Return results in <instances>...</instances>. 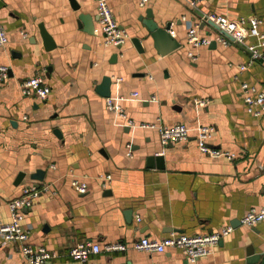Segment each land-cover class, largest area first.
<instances>
[{
  "label": "crops",
  "instance_id": "0c3cea01",
  "mask_svg": "<svg viewBox=\"0 0 264 264\" xmlns=\"http://www.w3.org/2000/svg\"><path fill=\"white\" fill-rule=\"evenodd\" d=\"M192 1L141 6L138 0H109L128 34L113 46L105 43L96 0H0V24L9 37L0 45V64L9 66V77L0 81V226L11 220L9 201L27 183L48 184L22 219L29 241L55 253L44 264H259L249 262L248 252L253 247L264 253V219L249 227L241 218L264 204V113H250L245 102L251 87L264 91V63L256 60L243 70L239 65L249 62L247 44L259 42L264 32V0ZM147 11L160 26L170 25L179 48L161 53L143 22ZM213 12L261 23L248 25L244 42L229 38L223 44L215 38L222 32L205 18ZM81 13L90 17L93 32L80 25ZM198 22L199 35L212 38L207 46L188 42L189 28ZM41 24L56 43L52 49L45 47ZM39 74L51 88L44 99L25 95L20 86ZM105 76L111 77L110 96L137 125L109 109V96L97 90ZM158 122L211 125L210 145L235 156L202 152L194 129L188 140L164 146L158 128L139 125ZM20 172L25 175L17 181ZM106 174L112 179L104 187ZM74 178L87 182L86 192L72 186ZM226 226H233L229 235L196 262L180 247L133 246L144 236L163 239L173 231ZM85 240L98 242L102 251L83 262L70 249ZM114 242L129 247L106 250ZM24 260L21 244L0 235V264Z\"/></svg>",
  "mask_w": 264,
  "mask_h": 264
},
{
  "label": "built area",
  "instance_id": "2783aa9c",
  "mask_svg": "<svg viewBox=\"0 0 264 264\" xmlns=\"http://www.w3.org/2000/svg\"><path fill=\"white\" fill-rule=\"evenodd\" d=\"M99 21L101 28L104 32L105 43L107 45L120 46L128 37L127 32L120 26L119 22L113 14L112 7L109 0H96ZM141 6H145L149 0H138ZM194 4L195 1L193 0ZM207 17L216 22L228 31L239 42H244L249 35V26L256 28L261 19L255 17L248 20L245 17H241L238 20H225L223 17L216 13H209ZM199 22L195 23L188 31V42L193 47H199L203 45H209L212 38L209 35L201 36L198 32ZM23 35L27 37V33L23 31ZM217 41L227 44L229 37L220 33L215 37ZM260 41L257 43H248L247 48L249 52V62L246 64H240L241 70L246 69L249 64L256 60H261L264 63V32L259 35ZM9 40L6 29L0 24V45L7 43ZM189 56L195 57L193 51H188ZM9 77V66L0 64V81H5ZM117 80H121V77ZM22 92L27 96H37L39 98H47L50 94L51 88L45 81V76L39 74L29 77L20 84ZM242 87L245 90H249L250 85L244 82ZM253 94H247L245 96V102L247 104V110L256 115L261 116L264 113V91H258L255 87L250 88ZM137 97L138 92L132 93ZM119 99V98H118ZM197 103L200 106L207 104L205 100H198ZM107 105L116 116L128 124L129 126L137 125V122L130 118L122 106V104L113 97H107ZM143 127H156L158 128L161 136V142L164 146H167L171 142L186 141L190 137L191 131L194 129L197 132L199 149L211 156H228L234 158L235 154L229 150L217 148L210 145L208 139L212 136L213 126L208 124H198L196 127L191 128L185 123L175 124L173 126L164 125L161 122L158 123H142L139 124ZM164 153V151L162 152ZM129 154H132L131 144L129 146ZM161 155V154H158ZM55 167V165H52ZM112 179L111 174H106L101 177V184L107 187L109 181ZM72 186L80 193L87 191L88 184L86 181L74 178L72 180ZM49 190L48 184L37 185L34 182L27 183L22 193L9 201V208L11 211V220L0 226V235L4 240L17 241L21 244V250L24 255V262L21 264H44L48 260L55 257V253L51 252L45 245H35L29 241V230L25 228L23 219L24 208L31 207L41 193ZM264 219V204L260 208H251L241 218V223L252 227L261 220ZM233 230V226H226L216 231L189 234L186 232L173 231L169 236L163 239H153L148 236H144L141 239L135 241L133 246L137 249H144L148 251H165L167 247H180L184 250L187 258L196 262L201 257L209 255L219 244V242L229 235ZM129 245L125 242H114L106 246V250H127ZM102 251V247L98 242L92 240H85L77 242L70 249V255L73 258L79 259L83 262L89 260L92 254H96Z\"/></svg>",
  "mask_w": 264,
  "mask_h": 264
},
{
  "label": "water",
  "instance_id": "95a60500",
  "mask_svg": "<svg viewBox=\"0 0 264 264\" xmlns=\"http://www.w3.org/2000/svg\"><path fill=\"white\" fill-rule=\"evenodd\" d=\"M73 6L75 8H79V5L76 4L73 1ZM207 20L210 21V23L215 26L217 29H219L223 34H225L227 37L234 39L233 36L216 22L210 20L207 16H205ZM88 20H90V17L87 16L85 13L79 14V23L82 25V23L86 26V30L89 32H93V25L89 24ZM145 26L148 29V33L153 37L155 41V45L157 47H162L161 53L166 54L169 53L181 46V42L179 40H176L175 37L171 34L170 31V25L163 27L160 26L154 19L150 11H147V18L143 20ZM88 25V26H87ZM41 28V34L43 37V41L45 44L46 49H52L56 46V43L50 34V32L45 28L44 24L40 25ZM117 57V54L112 55V61H114ZM111 77L105 76L102 83L98 86V91L104 95V96H110L111 95ZM155 158L158 160H162V155H155ZM160 167H163L164 164H161V162L158 164ZM40 173V170L37 174ZM25 175L24 172H20L17 181L22 180L23 176ZM40 178V176H37ZM249 262H259V264H264V253H256L255 248L249 249Z\"/></svg>",
  "mask_w": 264,
  "mask_h": 264
}]
</instances>
